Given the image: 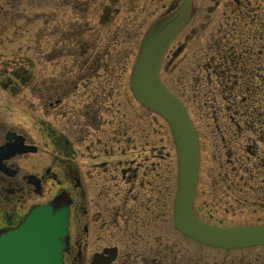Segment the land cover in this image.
Returning a JSON list of instances; mask_svg holds the SVG:
<instances>
[{
  "label": "flooded vegetation",
  "instance_id": "1",
  "mask_svg": "<svg viewBox=\"0 0 264 264\" xmlns=\"http://www.w3.org/2000/svg\"><path fill=\"white\" fill-rule=\"evenodd\" d=\"M178 1L35 0L32 53L14 52L18 44L7 53L9 43L0 45V56L37 60L33 75L0 70V86L22 99L16 108L0 102V235L32 208L48 205L68 210L61 264H264V245L210 247L174 228L175 150L160 141L164 126L158 121L153 137L152 112L138 118L117 100L122 76L135 100L129 75L141 40L151 22ZM197 3L163 52L161 81L172 92L176 84L187 87L196 68L193 61L188 69L186 57L212 56L211 73L219 76L216 68L222 66L224 83L234 78L232 88L242 91L252 77L259 84L264 0ZM209 25L203 41L200 32ZM242 99L241 107L248 105ZM228 184V193L214 191L210 203H200L204 190L197 182L199 217L224 225L211 210L225 197L236 201L235 189H255Z\"/></svg>",
  "mask_w": 264,
  "mask_h": 264
},
{
  "label": "rangeland",
  "instance_id": "2",
  "mask_svg": "<svg viewBox=\"0 0 264 264\" xmlns=\"http://www.w3.org/2000/svg\"><path fill=\"white\" fill-rule=\"evenodd\" d=\"M34 5L35 0H0V45L9 43L3 52L8 53L18 44L19 47L17 46L18 48L15 49L17 51L14 52L32 53ZM209 30L210 25L201 30V40H206ZM0 50L4 49L0 48ZM209 57L212 56H195L194 59L193 56L186 57L188 69L193 61L196 68L189 77L187 87L180 88L176 84L177 88L173 89L170 78H164L186 105L198 134V182L199 190H204L202 192L204 194L198 196V201L210 203L211 194L214 191H217L218 195L225 193L229 182L236 183L239 187L252 185L255 187L252 192L242 189V192L237 193L236 189L233 190L235 191L233 196L237 197L236 201L225 197L220 201L219 207L211 211L224 224L264 222V207H262L264 199L260 197V193L264 191V72L259 84L256 78L251 76L248 87H245L246 91L244 88L240 91L239 85L232 88L230 81L234 79L233 77L229 82L224 83V76L220 72L222 66L216 68L219 76L211 73L208 68ZM130 58L132 59L133 56H129ZM35 65H37L35 56H0V70L4 74H9V71L14 69L26 76L33 75ZM125 84L126 76H122L123 86L120 94H117V97L119 96L117 100L121 102L124 111L128 114L134 113L138 118L148 115V111L124 90ZM8 85L15 84L9 82ZM8 92L7 88L3 89L0 86V102L3 106L12 108L20 106L19 101L22 100L20 93ZM25 93L28 95L27 92L22 94ZM236 95L235 102L233 97ZM243 97L248 105H252L241 107L240 99L243 100ZM242 109L247 110V115L252 117L249 127L247 123L250 118L247 119L241 114L244 111ZM21 115L25 116V112L22 111ZM152 117H154L153 137L156 138L158 134L156 130L158 121L164 126L160 141L166 145V148L174 150L168 126L158 115L153 114ZM160 141L158 140L157 143L154 140V143L160 144ZM186 244L189 243L186 241Z\"/></svg>",
  "mask_w": 264,
  "mask_h": 264
},
{
  "label": "water",
  "instance_id": "3",
  "mask_svg": "<svg viewBox=\"0 0 264 264\" xmlns=\"http://www.w3.org/2000/svg\"><path fill=\"white\" fill-rule=\"evenodd\" d=\"M196 0H180L155 19L144 35L132 66L130 88L147 109L169 124L178 157L174 225L185 235L224 248L264 244V225L217 227L192 209L198 167V137L184 105L158 79L162 53L175 32L191 17ZM1 148V149H5ZM68 211L47 205L33 208L19 227L0 235V264H60Z\"/></svg>",
  "mask_w": 264,
  "mask_h": 264
},
{
  "label": "trees",
  "instance_id": "4",
  "mask_svg": "<svg viewBox=\"0 0 264 264\" xmlns=\"http://www.w3.org/2000/svg\"><path fill=\"white\" fill-rule=\"evenodd\" d=\"M250 116H252V115H250Z\"/></svg>",
  "mask_w": 264,
  "mask_h": 264
}]
</instances>
